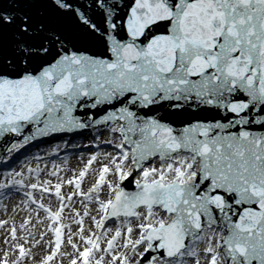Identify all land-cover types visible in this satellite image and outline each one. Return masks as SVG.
<instances>
[{"label":"snow or ice","instance_id":"obj_1","mask_svg":"<svg viewBox=\"0 0 264 264\" xmlns=\"http://www.w3.org/2000/svg\"><path fill=\"white\" fill-rule=\"evenodd\" d=\"M0 264H264V0H0Z\"/></svg>","mask_w":264,"mask_h":264}]
</instances>
